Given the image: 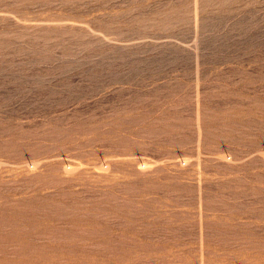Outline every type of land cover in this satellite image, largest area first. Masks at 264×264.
<instances>
[{
  "label": "rangeland",
  "instance_id": "obj_1",
  "mask_svg": "<svg viewBox=\"0 0 264 264\" xmlns=\"http://www.w3.org/2000/svg\"><path fill=\"white\" fill-rule=\"evenodd\" d=\"M0 264H264V0H0Z\"/></svg>",
  "mask_w": 264,
  "mask_h": 264
}]
</instances>
